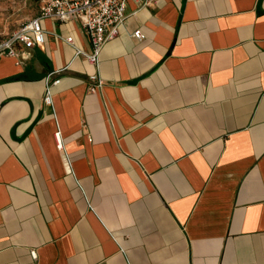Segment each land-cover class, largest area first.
<instances>
[{
	"label": "crops",
	"instance_id": "1",
	"mask_svg": "<svg viewBox=\"0 0 264 264\" xmlns=\"http://www.w3.org/2000/svg\"><path fill=\"white\" fill-rule=\"evenodd\" d=\"M143 1L0 54V264H264V0Z\"/></svg>",
	"mask_w": 264,
	"mask_h": 264
},
{
	"label": "built area",
	"instance_id": "2",
	"mask_svg": "<svg viewBox=\"0 0 264 264\" xmlns=\"http://www.w3.org/2000/svg\"><path fill=\"white\" fill-rule=\"evenodd\" d=\"M129 0H45L40 7L38 15L24 22L17 30L5 38H0V54L10 58H19V47L33 49L41 46L46 41V32L41 25L43 19H54L63 23L79 21L86 30L90 42L91 52L85 53L76 49V56H83L86 61L98 68L100 55L105 46L115 40L120 34V28L126 20V9ZM160 0H144L143 5L149 7ZM134 38L143 40L141 31L134 33ZM68 43L73 44V39L68 38ZM60 72L51 73L47 78L44 103L53 105L51 88L60 83L53 76ZM104 87V82L97 75L89 77V92L97 93ZM56 148L63 159L67 158L62 132L57 130L54 134ZM36 258V254L33 253Z\"/></svg>",
	"mask_w": 264,
	"mask_h": 264
},
{
	"label": "rangeland",
	"instance_id": "3",
	"mask_svg": "<svg viewBox=\"0 0 264 264\" xmlns=\"http://www.w3.org/2000/svg\"><path fill=\"white\" fill-rule=\"evenodd\" d=\"M44 1L0 0V38L7 37L24 22L37 15ZM28 16H30L29 19Z\"/></svg>",
	"mask_w": 264,
	"mask_h": 264
}]
</instances>
